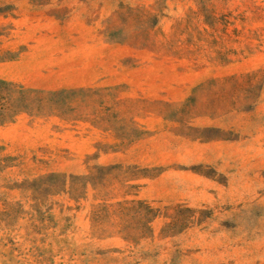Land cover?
I'll return each mask as SVG.
<instances>
[{
  "label": "rangeland",
  "instance_id": "1",
  "mask_svg": "<svg viewBox=\"0 0 264 264\" xmlns=\"http://www.w3.org/2000/svg\"><path fill=\"white\" fill-rule=\"evenodd\" d=\"M0 264H264V0H0Z\"/></svg>",
  "mask_w": 264,
  "mask_h": 264
},
{
  "label": "trees",
  "instance_id": "2",
  "mask_svg": "<svg viewBox=\"0 0 264 264\" xmlns=\"http://www.w3.org/2000/svg\"><path fill=\"white\" fill-rule=\"evenodd\" d=\"M0 86L3 87V86H8V85L5 82L0 81Z\"/></svg>",
  "mask_w": 264,
  "mask_h": 264
}]
</instances>
